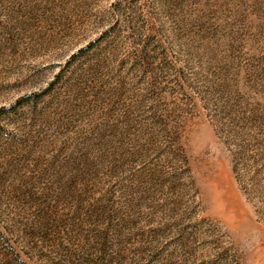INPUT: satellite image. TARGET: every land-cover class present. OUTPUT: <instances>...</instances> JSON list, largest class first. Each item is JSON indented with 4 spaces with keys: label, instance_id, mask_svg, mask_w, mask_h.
<instances>
[{
    "label": "rangeland",
    "instance_id": "1",
    "mask_svg": "<svg viewBox=\"0 0 264 264\" xmlns=\"http://www.w3.org/2000/svg\"><path fill=\"white\" fill-rule=\"evenodd\" d=\"M0 264H264V0H0Z\"/></svg>",
    "mask_w": 264,
    "mask_h": 264
}]
</instances>
